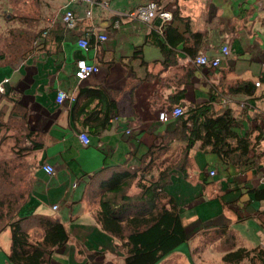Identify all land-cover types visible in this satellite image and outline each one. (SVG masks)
<instances>
[{"label": "crops", "instance_id": "crops-1", "mask_svg": "<svg viewBox=\"0 0 264 264\" xmlns=\"http://www.w3.org/2000/svg\"><path fill=\"white\" fill-rule=\"evenodd\" d=\"M152 1L168 2L101 0L90 8L82 0H44L38 16L43 35L17 63L0 67V82L7 80V94L25 107L42 144L32 152L33 190L20 217H52L67 229L69 241L55 250L52 264H125V252L96 222L99 193L112 174L138 167L148 151L167 144L164 154L187 156L179 165L183 174L176 172L166 191L189 239L158 264H212L210 254L194 250L209 242L224 245L217 264H261L225 255L264 249V0H173L167 22L130 17ZM66 9L76 17L72 31L61 21ZM102 34L107 41L97 40ZM83 35H89L87 51L78 46ZM224 46L230 54L219 67L194 63L201 54L221 56ZM79 59L96 64L99 73L79 81ZM59 91L70 97L62 104ZM202 106L213 117L229 110L248 150L240 147L226 161L201 142L186 151L183 124ZM177 107L184 116L159 119L161 111ZM82 132L89 146L78 140ZM233 145L239 147L237 139ZM44 163L56 168L53 178L43 172ZM10 249L7 229L0 236V264H11Z\"/></svg>", "mask_w": 264, "mask_h": 264}, {"label": "trees", "instance_id": "trees-1", "mask_svg": "<svg viewBox=\"0 0 264 264\" xmlns=\"http://www.w3.org/2000/svg\"><path fill=\"white\" fill-rule=\"evenodd\" d=\"M152 2L159 4L162 1ZM39 34L43 35L38 31L31 41ZM29 50L31 44L21 58ZM7 64L10 63H2L0 67ZM0 98L11 99L7 90L5 94L0 93ZM24 108L14 101L11 116L26 124L24 135L14 136L18 145L23 142L16 151L17 161L42 148L27 124L28 114ZM235 125L229 110L217 117L211 115L209 106L191 110L187 122L183 124L186 151L201 142L203 149H209L222 161H226L240 147L244 146L242 152L247 151L248 142L238 138L234 131ZM235 139L239 147L233 145ZM166 145L161 144L148 151L141 157L138 167L112 174L99 193L100 209L96 222L125 252V264H158L189 239L177 203L166 191L172 176L176 172L183 174L179 165L181 161L183 163L187 160V156L164 154ZM20 170L21 166L11 168L9 162L0 160V236L7 229L11 233V249L7 258L11 264H52L55 250L69 241L68 231L60 221L52 217H20L33 190L32 180L26 190L15 194L14 189L21 181L16 175L23 174ZM12 172L16 173L13 178ZM232 257L239 260L248 258L251 262L264 264V249L239 248L225 255V259Z\"/></svg>", "mask_w": 264, "mask_h": 264}, {"label": "rangeland", "instance_id": "rangeland-1", "mask_svg": "<svg viewBox=\"0 0 264 264\" xmlns=\"http://www.w3.org/2000/svg\"><path fill=\"white\" fill-rule=\"evenodd\" d=\"M44 0H0V64H15L23 53L30 48L31 38L39 31V7ZM41 12V11H40ZM14 100L0 98V160L9 162L11 168H19L23 174H18L20 183L14 189L15 194H20L32 181V166L36 164L35 155L29 154L17 161L18 146L14 136L25 133L26 124L17 120L12 115ZM19 172V171H18ZM13 173V172H12ZM16 173L12 174V178ZM155 173V172H154ZM30 183V184H29ZM214 238V235H207ZM204 236V237H207ZM208 239V238H206ZM2 242V241H1ZM2 244V243H1ZM224 245L220 243L197 244L194 250L210 254L211 263L220 261L219 253H222ZM198 248V249H197Z\"/></svg>", "mask_w": 264, "mask_h": 264}, {"label": "built area", "instance_id": "built-area-1", "mask_svg": "<svg viewBox=\"0 0 264 264\" xmlns=\"http://www.w3.org/2000/svg\"><path fill=\"white\" fill-rule=\"evenodd\" d=\"M88 7H92L95 4H99L101 0H82ZM168 1L165 4H157V3H149L146 6L140 7L137 10L130 13L131 18H136L141 21L150 22L153 19L159 17L163 20V22H167L168 20L172 19V10L173 7V0H166ZM88 8L86 10V18H91L92 16V10ZM62 24L67 30H74L76 27V17L71 9H66L65 12L62 15L61 18ZM48 32L44 33V36H47ZM97 40L99 42H105L108 40V37L104 34L99 35ZM78 46L81 50L87 51L89 48V35H83L78 40ZM230 54V48L229 46H224L222 48V54L221 56L215 57V58H209L205 54L199 55L197 58H195L194 63L198 66H209L213 68L219 67L221 64V61L224 57H227ZM100 68L96 64H90L86 61V59H79L76 63V71H75V77L79 81H84L94 74L99 73ZM6 83L7 80H4L2 83H0V93L5 94L6 92ZM260 83H256L257 87H260ZM70 97L63 91H59L57 93V103L62 104L65 101H67ZM184 111L181 107L175 108L172 112L168 111H161L159 113V119L162 122H167L169 118L172 116L173 118H180L183 115ZM264 122V117H263ZM129 133V132H128ZM78 140L83 146H89L91 143V139L89 135L85 132L78 134ZM42 170L44 173L49 177L53 178L56 175V168L48 163H45L42 166ZM209 174L211 177H215L216 171L210 170ZM74 187H77V184H74ZM58 207L54 206L53 210L57 211Z\"/></svg>", "mask_w": 264, "mask_h": 264}]
</instances>
